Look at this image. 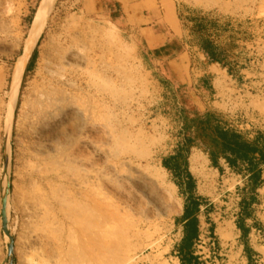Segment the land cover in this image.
Wrapping results in <instances>:
<instances>
[{"label":"rangeland","instance_id":"rangeland-1","mask_svg":"<svg viewBox=\"0 0 264 264\" xmlns=\"http://www.w3.org/2000/svg\"><path fill=\"white\" fill-rule=\"evenodd\" d=\"M88 1H56L15 81L41 0H0V264H74L70 218L86 220L93 214L103 223L121 225L111 238L115 234L112 240L129 247V256L137 257L132 264H180L178 215L191 191L187 180L182 182L164 162L180 151L184 167V157L196 155L190 158L198 182L196 196L203 205L227 210L216 218L227 224L223 229L232 227L229 210L239 203L236 188L243 165L236 172L218 173L208 162V140L205 145L197 140L201 150L190 148L188 155L181 149L190 133L186 120L206 113L214 114L221 126L264 142V0H157L155 26L170 30L177 52L187 45V64L218 69L214 86L210 74L195 85L194 78H187L190 72L168 62L153 64L129 13L121 18L114 11L96 13L89 10ZM199 25L222 49L221 62H211L201 52ZM110 33L117 37L108 39ZM35 51L34 64L26 71ZM71 53V66L60 68ZM50 70L76 82L74 101L87 107V125L76 137L78 147L65 140L40 142L34 134L30 103L50 85L57 91L64 87ZM61 131L53 130L58 135ZM63 131L69 134L71 123ZM71 153L78 156L73 170ZM139 191L155 197L158 205ZM4 198L10 256V240L2 228ZM200 219L201 238L193 250L198 262L233 264L239 247L227 242L230 236L209 234L212 216ZM116 260L110 257L99 264Z\"/></svg>","mask_w":264,"mask_h":264},{"label":"crops","instance_id":"crops-1","mask_svg":"<svg viewBox=\"0 0 264 264\" xmlns=\"http://www.w3.org/2000/svg\"><path fill=\"white\" fill-rule=\"evenodd\" d=\"M158 4L157 0H89L87 3L89 10L96 13L102 14L114 11L120 18L123 17V14L126 15V13H129L132 26L139 29L142 42L146 46V53L153 64L158 65L161 61H163L168 62L170 66H173L178 70L180 69L183 72L188 71L187 73L190 72L191 75L187 78L189 81L194 78L193 80H195V85H198L200 78H205L210 74L214 76L212 78V85L214 86V83L218 79V69H215L214 67L204 68L203 64H187L184 58L188 52L187 45H184L181 51L177 52V49H174V40L170 36V30L160 29L155 26L157 24L156 10L158 8ZM251 140H254V137H251ZM199 147H201V145L196 143L191 148V151L194 149L197 151L201 150ZM193 156L196 155L191 154V157L189 156L187 159V171L192 177L193 174L191 166L194 164L190 161V158L192 159ZM207 158L209 165L211 166L212 162L209 155ZM254 159L257 164L258 181L253 184L251 181L253 173H248L238 176L241 185L240 187L237 185V188L246 186L247 190L253 189V197L249 199V204L246 209L239 207V204L237 203L233 209L229 210L230 220L228 222L232 227L228 225L223 229V226L226 223H221L216 217L221 218L222 214L228 211H224L220 207H216L213 203L201 205L198 207V210L194 212H192V206L187 203L184 205V209H181V213L178 215V225L181 227V239L180 243L177 245L178 249L176 252V259L180 264L181 256L179 254V247L185 235L184 225L193 219H196L198 222V237L192 247V249H194L196 243L201 238L200 218L202 215L205 219L209 216L213 217V219L210 220L211 225L213 226V232L211 228L209 234H212L214 237L221 234L224 237L230 236L231 240H227V242L235 243L239 247V255L234 260L233 264H264V158H262L259 153H256L254 155ZM214 169L218 173L221 170H230L226 161L222 158L217 159V166ZM193 179L195 181L194 191L198 193V182L194 177ZM207 210L214 212V214L208 213L206 215L205 213ZM185 214L186 218L184 217ZM227 228H229V230L224 232ZM221 236L217 240L221 241ZM193 255L195 256V254Z\"/></svg>","mask_w":264,"mask_h":264},{"label":"bare ground","instance_id":"bare-ground-1","mask_svg":"<svg viewBox=\"0 0 264 264\" xmlns=\"http://www.w3.org/2000/svg\"><path fill=\"white\" fill-rule=\"evenodd\" d=\"M56 1L57 0H41L39 8L34 16L22 55L17 62V69L14 75L15 81L18 80L27 61L29 60L34 44L45 27ZM113 33L107 35L108 39L113 40L115 37H117H114ZM73 57L74 56L72 53L69 56H66L64 58L66 62L62 61L60 68L64 69L65 66H71ZM49 72L51 76H54V80L57 79L58 84L63 85L64 87L63 89L57 91L50 85L48 89L38 92L34 101L30 103V109L33 117L31 124L33 125L34 134L37 136L40 142L56 141L57 143H60L61 140H65L67 141V144H75L77 141L76 137L79 135L82 128L87 125V107L82 102L80 104L75 103L76 100L75 97L72 96V90L77 91L79 89V86L76 84V82L64 79L65 76H63V74H61L59 71L50 70ZM68 123H71V132L69 134L63 131V128ZM56 128H60L62 130L59 135L54 134L53 132V130L56 131ZM76 146L78 147V144ZM80 149L79 152H81ZM47 154L49 155V153ZM70 155V165L71 170H73L78 156L72 153ZM118 184L120 187L123 185L122 181ZM139 192L143 194L151 204L154 206L158 205L155 197L152 198L149 194H144L142 191ZM158 196L162 200H167V196H165L163 193H159ZM127 197H131V194L127 193ZM145 217L146 221L149 222L150 219L147 214ZM119 226L121 225L116 222L103 223L99 217H97V214H93L86 220L79 217L70 218L69 231L72 241L71 243H73V245H70L73 247L72 251L74 253L72 254L77 257L75 258L73 256L76 259L74 264H99L101 261L110 257H115V259H118L114 262V264H132L134 261H136L137 257L129 256V247L120 244L122 240L119 243L116 238L112 240L115 234L111 238L112 232H114ZM93 230L96 231L95 236L92 234ZM152 245L153 242H151L147 248H150ZM81 251L83 253H81ZM120 256L125 257L123 260H119Z\"/></svg>","mask_w":264,"mask_h":264},{"label":"trees","instance_id":"trees-1","mask_svg":"<svg viewBox=\"0 0 264 264\" xmlns=\"http://www.w3.org/2000/svg\"><path fill=\"white\" fill-rule=\"evenodd\" d=\"M203 20L205 18H202ZM197 34L199 36V47L201 52L211 62H221L223 60L221 54L222 49L216 47L214 43L205 36L203 25H199ZM37 53H33L31 60L26 67L28 71L34 64V60ZM186 120V119H185ZM186 131L189 129L190 133L185 136L183 141V147L181 151L189 154L190 148H192L197 140L205 145V141L208 140L211 147H205V151L208 153L209 158L213 166H217V159L222 158L226 161L229 169L236 172V167L243 165V171L239 173L241 175L253 173L251 181L255 184L258 181L257 164L254 159V155L259 153L264 158V142L259 137H254V140L248 139L240 132L230 127L221 126L218 118L212 113H206L199 119L186 120ZM193 124L194 126H191ZM189 132V131H187ZM193 134V136L191 135ZM181 152L173 157L168 158L164 162V167L171 173H176L180 176L182 182L187 180V187L190 193H187L186 203L192 206V212L197 211L198 207L203 205V201L200 197L196 196L194 191V179L186 171L188 163L187 158L183 159V166L179 164V157ZM237 195L239 197V207L247 208L249 199L253 197V189H246V186L237 188ZM186 218V214L184 216ZM184 238L179 247V254L181 256V264H200L197 257L193 254L192 247L198 237V222L196 219L187 222L184 225Z\"/></svg>","mask_w":264,"mask_h":264},{"label":"water","instance_id":"water-1","mask_svg":"<svg viewBox=\"0 0 264 264\" xmlns=\"http://www.w3.org/2000/svg\"><path fill=\"white\" fill-rule=\"evenodd\" d=\"M6 209H7V199L4 198L2 200V228H3V232L5 233V235L10 240V244L8 246V255L10 256L12 254L13 247H12L11 237H10V234L8 232V227H7V213H6Z\"/></svg>","mask_w":264,"mask_h":264}]
</instances>
